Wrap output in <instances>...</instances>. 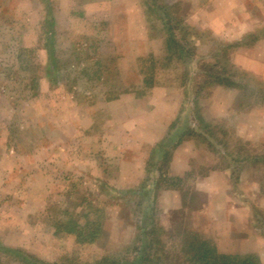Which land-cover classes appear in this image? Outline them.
<instances>
[{"label": "rangeland", "instance_id": "rangeland-1", "mask_svg": "<svg viewBox=\"0 0 264 264\" xmlns=\"http://www.w3.org/2000/svg\"><path fill=\"white\" fill-rule=\"evenodd\" d=\"M43 1L0 0V264H28L21 258L34 262L30 256L79 264L130 258L149 195L162 239L181 243L188 231L222 253L264 250V0ZM168 18L177 23H167L174 30L166 33ZM145 38L155 40L149 51L156 62L132 74L135 50L149 53L138 45ZM101 39L104 46L92 48ZM126 91L143 100L129 105L138 115L152 102L153 117H173L180 130L193 131V152H224L238 141V159L222 160L230 164L229 181L210 176L209 191L196 189L212 167L198 163V174L183 175L176 188L165 180L144 195L148 174L125 175V187L115 168L95 174L103 154L89 156L98 152L94 139L105 117L90 105ZM88 130L96 135L88 138ZM88 218L100 219L102 232L80 245L61 222L84 225ZM257 257L264 264V255Z\"/></svg>", "mask_w": 264, "mask_h": 264}, {"label": "crops", "instance_id": "crops-1", "mask_svg": "<svg viewBox=\"0 0 264 264\" xmlns=\"http://www.w3.org/2000/svg\"><path fill=\"white\" fill-rule=\"evenodd\" d=\"M38 2L44 7V1L38 0ZM82 2H87L86 0H83ZM110 8H112L110 6ZM71 10V8H70ZM124 10V9H123ZM123 10H117V12L121 11V14H123ZM130 10V8H128ZM115 12V6L111 9V13ZM52 13V12H51ZM70 15H74L72 12H69ZM80 15L83 14L79 13ZM52 15V14H51ZM134 25V24H133ZM264 30V27L261 28ZM154 39H143L141 42L138 43V45L141 48H145V51H149L151 48V44L154 42ZM92 44V48L95 45H101L104 46L105 40H97L95 42H90ZM122 43H118V46L121 47ZM86 45V44H84ZM113 45V44H112ZM88 46V45H87ZM122 46L130 48L128 45L122 44ZM132 50V49H131ZM133 55L132 59V70L134 72L132 74H146L145 71V65H142L144 62H150L155 63L156 58L154 56V53H149L145 55H139L140 53H136ZM166 53V51L164 50ZM143 54V53H141ZM118 60H122L124 57L122 56L121 52H118ZM137 55V56H136ZM117 61V60H116ZM153 65H148V68L153 69ZM116 68V67H115ZM155 70V69H154ZM117 74V73H116ZM118 74H122L121 70L119 69ZM151 74H154V71L151 72ZM128 91L125 92V95L119 98H114L112 100L108 101H95L91 103V108L98 110L97 114L99 116L105 117L103 123L99 122V131L98 135L94 139L95 145L98 146V148L94 151L98 152H92V154L89 156V160H95L96 157H99L103 154L102 163L99 164V167L101 169L93 170L95 174H105V169H111L115 168V175H118L117 178L119 181L123 182V186H127L126 184V178L125 175L127 174H137L139 176H135L137 178H141V175H150L151 184L152 182H158V179L163 176L161 174L159 169H163L164 176L162 177L163 181L168 180L174 181L176 180V177H182L190 176L195 173L194 168H198L199 164H206L209 163L211 168H209V171L206 173L205 176L198 177L196 180V184L198 185L196 189H199L201 191H209L208 188H206L205 184H207L208 179L210 176H214L213 179L216 181L221 180V184H224V181H229V174H230V164L228 165L224 164L222 161V154L218 151L213 152L212 150H207L205 152H193L194 145L190 141L191 137H185L184 139L180 140L179 143L172 149L170 160L167 163V166L164 168H161L160 164H158L160 161H162L160 158L157 157V149L159 147L165 148L167 144L171 143V137H173V134L171 133V124H173V117H165L159 119V117H153L150 113V109L152 110L150 104H153L152 102H147V106L145 107L146 112H144V109L142 110L143 113H140L138 115L137 109L132 110L129 105L132 103V105H139L143 100L136 99L133 97H128L126 95ZM133 105V106H134ZM125 110H128V112L124 115ZM113 111V112H112ZM116 112V113H115ZM115 113L116 120H112L111 116ZM120 119L118 120V118ZM128 118V119H127ZM159 119V120H158ZM158 120V121H157ZM95 127V123L92 125V128ZM170 128L169 131H166ZM90 130H88L89 132ZM104 132V134H103ZM88 138L90 136L96 135L93 133H87L86 134ZM113 135V136H111ZM119 135V137H117ZM170 137L168 140L165 141L163 138ZM195 141H197L195 139ZM199 143L204 142V140H199ZM248 143V142H246ZM245 152L250 154V150L247 146H245ZM260 152V151H257ZM264 152V151H263ZM262 153V152H261ZM254 155V154H253ZM262 155V154H261ZM234 159H237L236 155H232ZM254 157V156H253ZM255 158V157H254ZM264 158V156H263ZM234 162V161H233ZM212 163V164H211ZM96 166V164H95ZM97 167V166H96ZM139 168V169H138ZM104 169V170H103ZM136 171V172H135ZM198 174V173H195ZM101 176V175H100ZM160 176V177H159ZM102 177V176H101ZM167 177V178H166ZM98 181V180H96ZM217 183V181H216ZM170 184L173 185V183L170 182ZM202 186L200 187V185ZM160 187V186H159ZM158 187V188H159ZM176 188V187H175ZM168 191V192H175L174 190H167V189H173V188H162L160 190ZM253 227V225L251 226ZM254 228V227H253ZM252 253H255L257 256L260 257L261 254L264 255V250L259 251L255 249H251ZM261 259V257H260Z\"/></svg>", "mask_w": 264, "mask_h": 264}, {"label": "trees", "instance_id": "trees-1", "mask_svg": "<svg viewBox=\"0 0 264 264\" xmlns=\"http://www.w3.org/2000/svg\"><path fill=\"white\" fill-rule=\"evenodd\" d=\"M171 8L172 6H167L164 9L166 10V12H164V15L169 16ZM171 20L172 18H168L167 20H165V24L162 22V27L164 28L166 33L171 29L174 30L173 28H167L165 26L167 23H171ZM176 23V21L172 22L173 25H175ZM167 38L168 37H165V43ZM171 38L172 41L170 43H174L175 39L173 38H175V35H173ZM170 43L165 45L166 52L167 50H170L167 48ZM171 125V133L173 134V137H171L172 144H167L165 148L159 147L156 153L157 157L163 161L164 165H167L168 161L170 160L172 149L179 143V141L184 139L185 137H192L191 135L193 134V131H188L186 129L180 130V127L182 125H175L174 123ZM217 137H219V135L216 136V138ZM219 139H221L222 141L223 137H220ZM233 145L234 150H236L238 141H235ZM233 147H228V149L224 152H220L223 157L222 160L227 158L231 162L235 161V159L232 157L233 154L236 155ZM241 147L240 149H242ZM211 150L213 152L217 151L214 150V147H212ZM159 170L164 176L163 169ZM162 177L158 179V182H152L151 187L147 191L143 192V194L154 195V193H156L160 188L159 184L162 183L161 181H163ZM175 179L176 180L171 182L173 183L174 187L178 186V184L181 182L182 177H176ZM184 197L185 196L183 195V203H185ZM148 198H150L149 200L151 201L143 206L144 211L142 212L143 215L140 217V225L137 228V234L133 236V242H137V245L132 246L133 254L131 255V257H123L119 260H116L115 258L104 256L97 259L91 264H261L259 258L252 253L244 255H232L219 252L216 246L211 243L209 239L195 232H183V234L181 235V243L179 239L177 241L175 239H172L173 235L168 236L166 240L160 238L159 230H164V228L160 226H154L155 223L150 219L151 216L156 213V207L154 206L152 196L150 197L149 195ZM195 198L196 193L195 196L193 194L191 201H193ZM184 207L188 209L190 206L184 205ZM61 223L64 224L65 231L73 234L75 241L80 245L95 243L102 232L100 219H98V221H92L90 220V218H88V220L85 221L84 225H79L77 221H71V223L66 221ZM57 229H59V226L57 227ZM182 230H184V228H182ZM1 249H3L5 252H12L14 254L18 252L15 249L11 248L2 247ZM30 257L29 259L34 260V262H28L27 257L24 260L23 258L21 259L23 262H26L28 264H79L73 260H66L65 262L57 263L45 262L37 258Z\"/></svg>", "mask_w": 264, "mask_h": 264}]
</instances>
